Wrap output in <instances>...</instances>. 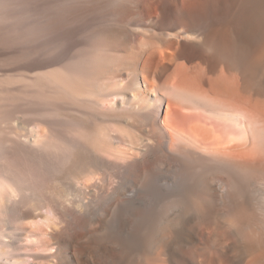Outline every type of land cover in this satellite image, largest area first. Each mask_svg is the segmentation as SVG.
<instances>
[{"label":"bare ground","instance_id":"6f19581e","mask_svg":"<svg viewBox=\"0 0 264 264\" xmlns=\"http://www.w3.org/2000/svg\"><path fill=\"white\" fill-rule=\"evenodd\" d=\"M53 13L35 75L82 119L0 138V264H264V0Z\"/></svg>","mask_w":264,"mask_h":264},{"label":"rangeland","instance_id":"374dc122","mask_svg":"<svg viewBox=\"0 0 264 264\" xmlns=\"http://www.w3.org/2000/svg\"><path fill=\"white\" fill-rule=\"evenodd\" d=\"M13 1L14 6L11 5L12 8L9 11L12 10L14 14L7 12L10 14L7 19L8 22H6L9 26L6 25L5 29H0V138L7 143H11L13 140L15 141L14 144L18 138L19 142L17 141V143L21 148L19 143L20 139H24L26 127L32 122L38 121V123L44 124L49 135L54 137L62 135L61 137L65 139L69 127L81 121L82 118H79L81 113L79 114L77 110H74L77 113L70 112L69 108L71 110L73 108L70 103L69 107L67 102H62L63 104L59 102L61 104L59 107L54 100L55 95L51 91L47 79L44 78L43 81V76L36 77L35 75L39 66L46 67L55 58V55H52V53L54 54V44L53 46L50 44L53 43L51 40L53 30L51 28L50 32L48 31L50 23L52 27L51 20L55 14L53 13L54 0ZM15 1L18 2L15 3ZM18 9L21 13H18ZM14 10L17 11L16 14ZM13 17L15 18L13 19ZM10 23L12 26L14 25V28ZM9 27L12 31L9 30ZM45 31L49 33L46 34ZM66 107H68V111ZM68 112L72 115L74 112V115L71 117ZM76 114L80 116L77 115V117ZM85 153L84 151L79 153L83 160L87 158ZM59 182L56 181L54 184L58 186Z\"/></svg>","mask_w":264,"mask_h":264}]
</instances>
